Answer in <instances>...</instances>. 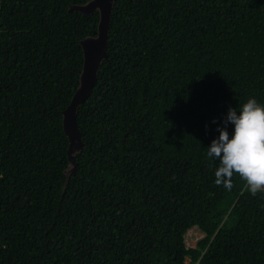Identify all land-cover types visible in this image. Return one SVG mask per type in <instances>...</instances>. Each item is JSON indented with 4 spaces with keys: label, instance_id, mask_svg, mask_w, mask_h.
Returning a JSON list of instances; mask_svg holds the SVG:
<instances>
[{
    "label": "trees",
    "instance_id": "obj_1",
    "mask_svg": "<svg viewBox=\"0 0 264 264\" xmlns=\"http://www.w3.org/2000/svg\"><path fill=\"white\" fill-rule=\"evenodd\" d=\"M88 1L0 0V264H264V192L206 155L264 105V0H116L66 180Z\"/></svg>",
    "mask_w": 264,
    "mask_h": 264
},
{
    "label": "clouds",
    "instance_id": "obj_2",
    "mask_svg": "<svg viewBox=\"0 0 264 264\" xmlns=\"http://www.w3.org/2000/svg\"><path fill=\"white\" fill-rule=\"evenodd\" d=\"M224 124L206 152L209 159L219 160L215 184L231 190L236 175L253 196L264 192V105L248 99L239 109H229ZM229 124L234 125L231 137Z\"/></svg>",
    "mask_w": 264,
    "mask_h": 264
},
{
    "label": "water",
    "instance_id": "obj_3",
    "mask_svg": "<svg viewBox=\"0 0 264 264\" xmlns=\"http://www.w3.org/2000/svg\"><path fill=\"white\" fill-rule=\"evenodd\" d=\"M115 1L116 0H89L84 4L74 5L69 8L85 16L98 11L99 20L97 23L96 35L87 36L79 41L83 53V65L80 73L79 85L69 105L62 112L63 130L69 141V166L65 170L67 176L66 180L69 179L70 174L76 167L75 154L80 152L82 148L80 131L76 123L78 107L90 95L96 83L98 69L101 63L107 59L109 24Z\"/></svg>",
    "mask_w": 264,
    "mask_h": 264
},
{
    "label": "rangeland",
    "instance_id": "obj_4",
    "mask_svg": "<svg viewBox=\"0 0 264 264\" xmlns=\"http://www.w3.org/2000/svg\"><path fill=\"white\" fill-rule=\"evenodd\" d=\"M185 237V244L187 247H194L197 240H199L201 237H203V233L197 228L192 227L184 235ZM186 261H189V258L186 259Z\"/></svg>",
    "mask_w": 264,
    "mask_h": 264
}]
</instances>
